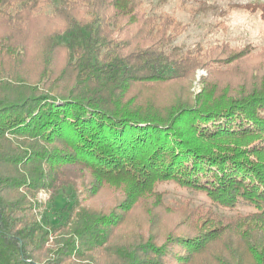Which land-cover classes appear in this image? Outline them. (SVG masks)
I'll return each mask as SVG.
<instances>
[{
	"label": "trees",
	"instance_id": "1",
	"mask_svg": "<svg viewBox=\"0 0 264 264\" xmlns=\"http://www.w3.org/2000/svg\"><path fill=\"white\" fill-rule=\"evenodd\" d=\"M185 28L145 0H0V264H264V47L183 51ZM41 190L68 198L52 218Z\"/></svg>",
	"mask_w": 264,
	"mask_h": 264
},
{
	"label": "rangeland",
	"instance_id": "2",
	"mask_svg": "<svg viewBox=\"0 0 264 264\" xmlns=\"http://www.w3.org/2000/svg\"><path fill=\"white\" fill-rule=\"evenodd\" d=\"M195 6L200 3H205L206 6H213L214 9L206 12H199L192 15L187 10L179 8L178 0H145V6L149 15H158L161 13L170 14L175 20L181 22L186 28L181 35L174 41V44L179 46L181 50L187 51L200 44L202 48H208L220 44L227 43L230 48L242 47L247 44L253 47V53L264 47V21L259 18L258 12H249L245 9L228 7L232 4H264V0H193ZM223 13V14H220ZM206 76V71L203 68L196 70L194 79L190 82L189 92L193 96L198 95L201 91L200 79ZM174 93V91H172ZM171 91L163 97H151L157 107L169 102ZM160 190L167 192V198L179 201L187 197L192 198V203H209L207 198L202 194H192L187 190L178 188L174 184H162ZM32 201V200H31ZM37 201L43 205L37 210L38 217L46 208L50 217H54L58 209L63 207L68 202L66 193L57 197L53 204L49 203V192L41 190L33 202ZM96 205L104 206L109 204L103 198H98ZM218 213L229 214L232 212L216 209Z\"/></svg>",
	"mask_w": 264,
	"mask_h": 264
}]
</instances>
